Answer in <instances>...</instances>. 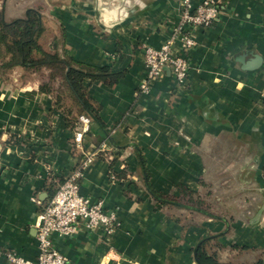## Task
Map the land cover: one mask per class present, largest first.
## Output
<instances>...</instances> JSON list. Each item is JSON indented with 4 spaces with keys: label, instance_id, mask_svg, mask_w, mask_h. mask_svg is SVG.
Wrapping results in <instances>:
<instances>
[{
    "label": "crops",
    "instance_id": "crops-1",
    "mask_svg": "<svg viewBox=\"0 0 264 264\" xmlns=\"http://www.w3.org/2000/svg\"><path fill=\"white\" fill-rule=\"evenodd\" d=\"M225 2L214 25L191 28L186 79L165 68L142 92L145 46L172 41L183 54L174 36L184 0H0L7 20L39 10L41 43L53 31L47 46L57 35L60 53L120 76L82 80L96 118L49 70L0 73V264L36 260L37 214L78 164L82 115L91 118L86 148L109 135L117 145L113 159L86 170L81 192L103 200L120 225L54 235L75 264H200L199 252L264 264V0ZM256 55L255 69L239 60ZM185 192L203 207L163 197Z\"/></svg>",
    "mask_w": 264,
    "mask_h": 264
},
{
    "label": "built area",
    "instance_id": "built-area-1",
    "mask_svg": "<svg viewBox=\"0 0 264 264\" xmlns=\"http://www.w3.org/2000/svg\"><path fill=\"white\" fill-rule=\"evenodd\" d=\"M225 3V0H202L193 6L192 0H184L181 19L175 28L174 36L182 41L183 54L173 52L172 41L166 42L160 48L145 46L144 59L148 76L141 84L142 92L149 91L152 80L165 68H169L178 81L186 79L190 67L187 53L194 46L191 28L214 25ZM80 119L83 127L76 131L74 142L81 156L77 166L37 214L35 228L39 254L36 260L29 264H75L67 254L56 247L54 235L72 236L80 226L92 230L104 228L107 233H111L120 225L115 211L107 209L103 200L94 201L81 192V180L86 170L98 158L113 159L114 148L108 139L103 140L100 145L86 148L84 138L89 131L91 118L82 115ZM111 177L116 179L114 174Z\"/></svg>",
    "mask_w": 264,
    "mask_h": 264
},
{
    "label": "trees",
    "instance_id": "trees-1",
    "mask_svg": "<svg viewBox=\"0 0 264 264\" xmlns=\"http://www.w3.org/2000/svg\"><path fill=\"white\" fill-rule=\"evenodd\" d=\"M46 31L43 18L35 8H29L24 17L11 20H7L3 10H0V73L4 74L16 66H23L33 71L49 70L51 79H60L67 94L69 93L68 96L78 100L97 118V111L87 102L83 94L82 80L90 77L113 83L119 79V74L111 72L107 66L86 65L60 53L58 50L60 40L57 35L53 36L50 46H46L40 41ZM61 32L64 37L63 27ZM187 195L185 192L180 199L163 197L178 205L200 207L198 203H201L198 199L194 200ZM198 258L202 264H222L214 257H208L204 252H199Z\"/></svg>",
    "mask_w": 264,
    "mask_h": 264
},
{
    "label": "water",
    "instance_id": "water-1",
    "mask_svg": "<svg viewBox=\"0 0 264 264\" xmlns=\"http://www.w3.org/2000/svg\"><path fill=\"white\" fill-rule=\"evenodd\" d=\"M40 14V13H39ZM241 62H243V66L246 69H255L258 68L262 62V58L259 55H256L254 58H252L251 60H244L243 57L239 59ZM169 69V68H168ZM108 141L113 144V145H117L116 142L114 141L113 137L111 135L108 136ZM160 200L162 201H166L164 198L158 197ZM198 262L200 264H202L199 260Z\"/></svg>",
    "mask_w": 264,
    "mask_h": 264
},
{
    "label": "rangeland",
    "instance_id": "rangeland-1",
    "mask_svg": "<svg viewBox=\"0 0 264 264\" xmlns=\"http://www.w3.org/2000/svg\"><path fill=\"white\" fill-rule=\"evenodd\" d=\"M52 24H54V23H52ZM52 28H54V30H55L58 34H61V32H60V28L58 27V25L54 24V25H52ZM52 35H53V31H50V33H48V34L46 35V37L44 38V44L47 43L48 41H50ZM45 45H46V44H45ZM46 46H47V45H46ZM180 202H181V201H180ZM183 202H185V201H183ZM198 205L201 206V207H203L202 204H199V203H198ZM205 207L208 208V206H205ZM208 209H209L210 211H212V208L209 207Z\"/></svg>",
    "mask_w": 264,
    "mask_h": 264
}]
</instances>
